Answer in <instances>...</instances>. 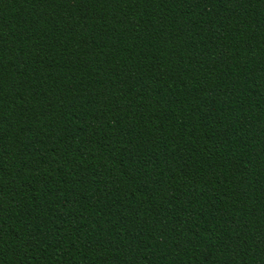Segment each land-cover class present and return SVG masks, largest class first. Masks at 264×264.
Listing matches in <instances>:
<instances>
[{
  "label": "trees",
  "instance_id": "obj_1",
  "mask_svg": "<svg viewBox=\"0 0 264 264\" xmlns=\"http://www.w3.org/2000/svg\"><path fill=\"white\" fill-rule=\"evenodd\" d=\"M0 264H264V0H0Z\"/></svg>",
  "mask_w": 264,
  "mask_h": 264
}]
</instances>
